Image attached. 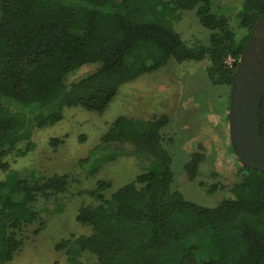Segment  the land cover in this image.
<instances>
[{
    "label": "trees",
    "instance_id": "trees-1",
    "mask_svg": "<svg viewBox=\"0 0 264 264\" xmlns=\"http://www.w3.org/2000/svg\"><path fill=\"white\" fill-rule=\"evenodd\" d=\"M184 10L195 11L212 30L208 42L188 44L165 20ZM224 10L228 13L215 10L211 0H0V168L8 171L0 180V264H14L25 245L24 225L39 219L30 203L40 196L57 198L71 180L64 173L40 183L10 168L8 155L33 149L30 139L20 147L30 129L56 124L64 107L103 113L123 84L172 58L181 64L209 59L210 80L229 87L230 99L238 61L264 0H243L234 18L235 9ZM228 106L229 121L230 100ZM168 123L167 114L120 115L79 160L87 176L99 172L102 155L112 153L160 167L110 195L107 179L87 190L96 202L82 205L77 220L92 232L71 234L56 245L69 264H264V171L237 156L231 183L199 181L209 193L229 187V196L216 206L188 200L173 186V158L164 144ZM261 132L264 141V96ZM62 141L51 139L54 146ZM230 148L237 155L232 141ZM205 159L204 152L191 153L185 163L190 181Z\"/></svg>",
    "mask_w": 264,
    "mask_h": 264
},
{
    "label": "rangeland",
    "instance_id": "rangeland-1",
    "mask_svg": "<svg viewBox=\"0 0 264 264\" xmlns=\"http://www.w3.org/2000/svg\"><path fill=\"white\" fill-rule=\"evenodd\" d=\"M211 2L215 10L226 12L224 9L227 6L235 9L232 18L236 17L243 4V0ZM165 20L191 45L208 42L212 33L200 23L193 10H184L178 17L174 14V17ZM209 63L206 58L181 64L172 58L162 68L123 84L103 113L81 106L64 107V117L56 124L30 129L29 138L20 147L25 148L30 139L33 149L26 155H8L6 160L10 168L16 170L21 178L40 183L50 176L64 173L71 175V180L67 190L57 198L46 200L39 195L36 201L30 203L39 212V219L24 225L25 245L16 253L12 261L14 264H69L65 253L56 245L71 234L92 232L90 225L77 220L82 205L96 202L87 190L94 188L98 180L107 179L112 181L111 188L106 192L110 195L140 173L160 167L159 163L146 164L127 153L102 155L101 169L94 176H87L79 166V160L87 156L120 115L136 119H150L163 114L169 116L170 123L163 129L164 144L173 158V186L186 199L216 206L223 197L230 195L229 187H220L209 193L206 186L199 184V181H207L208 184L218 181L220 186L221 183L227 185L235 179L238 169L237 155L230 148L226 115L230 100L226 92L229 87L210 80L206 70ZM53 137H60L63 141L54 146L51 143ZM193 151L204 152L206 159L201 164L197 179L190 181L185 163ZM214 171L219 176H213ZM7 173L0 168V180L5 179Z\"/></svg>",
    "mask_w": 264,
    "mask_h": 264
},
{
    "label": "water",
    "instance_id": "water-1",
    "mask_svg": "<svg viewBox=\"0 0 264 264\" xmlns=\"http://www.w3.org/2000/svg\"><path fill=\"white\" fill-rule=\"evenodd\" d=\"M264 96V10L238 61L230 94V137L246 166L264 171L261 105Z\"/></svg>",
    "mask_w": 264,
    "mask_h": 264
},
{
    "label": "crops",
    "instance_id": "crops-1",
    "mask_svg": "<svg viewBox=\"0 0 264 264\" xmlns=\"http://www.w3.org/2000/svg\"><path fill=\"white\" fill-rule=\"evenodd\" d=\"M229 124V123H228Z\"/></svg>",
    "mask_w": 264,
    "mask_h": 264
}]
</instances>
